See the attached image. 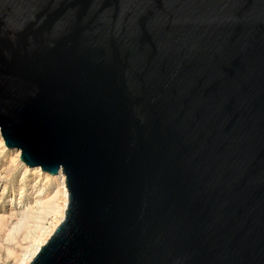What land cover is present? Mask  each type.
<instances>
[{
	"label": "water",
	"instance_id": "water-1",
	"mask_svg": "<svg viewBox=\"0 0 264 264\" xmlns=\"http://www.w3.org/2000/svg\"><path fill=\"white\" fill-rule=\"evenodd\" d=\"M0 130L66 175L30 264H264V0H0Z\"/></svg>",
	"mask_w": 264,
	"mask_h": 264
},
{
	"label": "rangeland",
	"instance_id": "rangeland-1",
	"mask_svg": "<svg viewBox=\"0 0 264 264\" xmlns=\"http://www.w3.org/2000/svg\"><path fill=\"white\" fill-rule=\"evenodd\" d=\"M16 156V150L9 148L3 149L0 147V264H20L23 260H27L29 254L37 248L38 244L27 238V232L24 228L19 232L18 230L16 232L14 231L18 217L12 216V212L18 211L19 213L23 211V209L27 210L34 206V210H37L34 212L38 213L40 208H42V205L49 202H55L59 212L42 221V226L44 225L42 229L45 230V233L44 230L41 229V234L44 233L42 237L44 239L47 237V233H50L55 225H60L63 221L61 208L64 206L66 197L64 195L65 189L64 187L62 188V178H60V174L52 176L48 172V174L44 172L41 168L28 167L25 162L17 160ZM14 160L16 161L15 163ZM21 188L24 192L22 197L18 194V190ZM12 198H15V200L11 201ZM30 243H32V247ZM35 243L37 244L35 245ZM30 248L31 251L29 250ZM26 253H28V256ZM22 258L23 260H21Z\"/></svg>",
	"mask_w": 264,
	"mask_h": 264
},
{
	"label": "bare ground",
	"instance_id": "bare-ground-1",
	"mask_svg": "<svg viewBox=\"0 0 264 264\" xmlns=\"http://www.w3.org/2000/svg\"><path fill=\"white\" fill-rule=\"evenodd\" d=\"M0 147H2L3 149H7V148H9L7 145H6V143H5V139H4V137H3V135H2V132H1V130H0ZM9 149H14V150H16V152H17V156H16V159L17 160H21L22 162H24L22 159H21V154H22V150L21 149H17V148H9ZM3 152V151H2ZM4 153V152H3ZM16 161L14 160V163H15ZM17 164V163H16ZM27 165V164H26ZM16 166V165H15ZM19 166V165H18ZM28 166V165H27ZM29 167V166H28ZM31 168H35V167H31ZM38 168L40 169L41 167H39L38 166ZM28 169V168H27ZM42 169V168H41ZM29 170V169H28ZM45 172V171H44ZM41 173V172H40ZM47 173V172H46ZM1 174V173H0ZM48 174V173H47ZM50 174V173H49ZM59 174H60V178H62V188L64 187V189H65V203H64V206L61 208V215H62V220H64L65 219V216H66V212H67V209H68V204H69V190H68V188H67V182H66V175H64L63 173H62V171H60L59 172ZM24 175V174H23ZM50 175H52V174H50ZM58 175V174H57ZM49 176V175H48ZM52 176H55V175H52ZM10 178V177H9ZM2 179H3V176H2ZM21 181V180H20ZM24 181V180H23ZM22 182V181H21ZM20 182V183H21ZM22 185V184H21ZM20 185V186H21ZM7 186V185H6ZM23 186V185H22ZM5 189H6V187H5ZM4 189V190H5ZM40 189H41V187H40ZM4 190H3V192H4ZM19 191V193L18 194H20L21 195V197H22V195H23V191H22V188L21 189H19L18 190ZM61 191V190H60ZM2 192V193H3ZM16 194V193H15ZM37 194V193H36ZM20 197V196H19ZM12 200H15V198H12L11 199V201ZM22 200V199H21ZM20 201V200H19ZM18 201V202H19ZM39 201H40V199H39ZM35 203V202H34ZM37 203V202H36ZM57 203V202H56ZM35 205V204H34ZM40 206V205H39ZM36 208V207H35ZM58 207H57V205L55 204V202L53 203V202H49V203H47V204H45V205H42V208H40V210L38 211V213H35L37 210H34V206L33 207H31V208H29V209H27V210H24L23 209V211H21V212H19L18 213V211L16 212V211H14V212H12V216H17L18 217V221H17V225H16V227L14 228V231L16 232L17 230H18V232L20 231V230H22L23 228L26 230V232H27V238H29V239H31L32 241H34V242H37V243H35V245L37 244V248L32 252V253H30L29 254V256H28V253H26L27 254V256H28V258H27V260H23V258L21 259V260H23L22 262H20V264H29V263H31V261L33 260V258L35 257V255L38 253V251L41 249V247L42 246H44L46 243H47V241L50 239V237L53 235V233L56 231V229H57V227L59 226L57 223V225H55L54 226V228L53 229H51V231H50V233L48 234L47 232V237L44 239V238H42L43 237V235H44V233H45V230L44 229H42L43 228V226H42V221L43 220H45L46 218H48L49 216H51V215H53V214H55V213H58L59 212V210L57 209ZM60 208V207H59ZM20 209V208H19ZM18 209V210H19ZM35 211V212H34ZM58 220V219H57ZM15 224V223H14ZM46 227V226H45ZM41 229L42 230H44V233L43 234H41ZM47 229H48V227H47ZM49 230V229H48ZM12 234H14V233H12ZM24 234H25V232H24ZM46 235V234H45ZM16 236V235H15ZM7 237V236H6ZM21 237V236H20ZM24 237V236H23ZM42 238V239H41ZM18 239V238H17ZM38 240V241H37ZM25 241V240H24ZM16 242V241H15ZM19 242V241H18ZM30 245H31V247H32V243H30ZM24 248V247H23ZM23 248H22V250H23ZM27 249V248H26ZM30 251H31V248L29 249ZM29 251V252H30ZM22 255V254H21ZM26 256V257H27ZM24 257V256H23ZM21 258V257H20ZM26 259V258H25ZM18 262H19V260H18ZM18 264V263H17Z\"/></svg>",
	"mask_w": 264,
	"mask_h": 264
}]
</instances>
